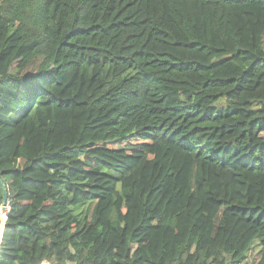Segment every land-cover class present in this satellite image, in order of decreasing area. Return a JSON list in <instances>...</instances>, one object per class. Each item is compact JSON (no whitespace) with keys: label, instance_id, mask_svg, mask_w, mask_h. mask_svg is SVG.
Here are the masks:
<instances>
[{"label":"trees","instance_id":"obj_1","mask_svg":"<svg viewBox=\"0 0 264 264\" xmlns=\"http://www.w3.org/2000/svg\"><path fill=\"white\" fill-rule=\"evenodd\" d=\"M5 197L0 264H264V0H0Z\"/></svg>","mask_w":264,"mask_h":264},{"label":"water","instance_id":"obj_2","mask_svg":"<svg viewBox=\"0 0 264 264\" xmlns=\"http://www.w3.org/2000/svg\"><path fill=\"white\" fill-rule=\"evenodd\" d=\"M6 194V192H5ZM9 202L8 199L5 197V201L2 204V206H0V244L2 242V238H3V232L6 226V220H7V216H8V211H9Z\"/></svg>","mask_w":264,"mask_h":264},{"label":"rangeland","instance_id":"obj_3","mask_svg":"<svg viewBox=\"0 0 264 264\" xmlns=\"http://www.w3.org/2000/svg\"><path fill=\"white\" fill-rule=\"evenodd\" d=\"M133 142H135V141H133ZM107 145L109 147H120V146H123L124 143H121V141H110L107 143ZM252 260L254 261V255H252ZM43 264H49V263L44 262Z\"/></svg>","mask_w":264,"mask_h":264},{"label":"bare ground","instance_id":"obj_4","mask_svg":"<svg viewBox=\"0 0 264 264\" xmlns=\"http://www.w3.org/2000/svg\"><path fill=\"white\" fill-rule=\"evenodd\" d=\"M0 233H1V230H0Z\"/></svg>","mask_w":264,"mask_h":264}]
</instances>
